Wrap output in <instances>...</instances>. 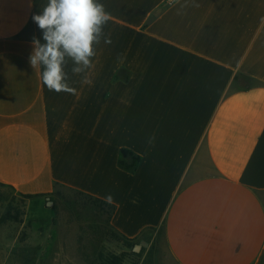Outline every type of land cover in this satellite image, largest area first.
<instances>
[{
    "label": "crops",
    "instance_id": "obj_1",
    "mask_svg": "<svg viewBox=\"0 0 264 264\" xmlns=\"http://www.w3.org/2000/svg\"><path fill=\"white\" fill-rule=\"evenodd\" d=\"M47 2L0 0V185L25 217L57 184L111 195L126 238L162 228L175 264H264V0H97L90 66L62 65L75 94L29 64Z\"/></svg>",
    "mask_w": 264,
    "mask_h": 264
},
{
    "label": "rangeland",
    "instance_id": "obj_2",
    "mask_svg": "<svg viewBox=\"0 0 264 264\" xmlns=\"http://www.w3.org/2000/svg\"><path fill=\"white\" fill-rule=\"evenodd\" d=\"M0 194L7 199L0 203V216L7 212L13 218L0 223V264H103L107 258L113 264H175L162 228L146 230L133 242L116 239L108 216L94 219L69 205L73 195L65 188L49 197L51 215L42 220L25 217L26 200L17 193L0 187Z\"/></svg>",
    "mask_w": 264,
    "mask_h": 264
},
{
    "label": "clouds",
    "instance_id": "obj_3",
    "mask_svg": "<svg viewBox=\"0 0 264 264\" xmlns=\"http://www.w3.org/2000/svg\"><path fill=\"white\" fill-rule=\"evenodd\" d=\"M109 19L104 5L97 0H48L42 11L32 15L33 22L42 30L44 43L35 35L32 37L29 64L33 69L43 66L42 81L50 91L76 93L65 83V55L77 65L90 66V57L95 55L93 45L99 42L98 36ZM105 43L110 44L111 40L106 38ZM73 71L78 73L82 69L76 67ZM105 202L113 203V197L108 195Z\"/></svg>",
    "mask_w": 264,
    "mask_h": 264
},
{
    "label": "trees",
    "instance_id": "obj_4",
    "mask_svg": "<svg viewBox=\"0 0 264 264\" xmlns=\"http://www.w3.org/2000/svg\"><path fill=\"white\" fill-rule=\"evenodd\" d=\"M139 163H140V157L139 156L134 155L132 152H130L128 150H121L120 156L118 159L119 168H121L125 171H128V172H134L137 169ZM0 187L8 188V189L12 190L13 192H15L12 188L6 187L4 185H0ZM57 187L65 188L63 186L55 184L53 193L55 192V189ZM65 189H67V188H65ZM67 190L70 191L73 195L72 199L67 201V203H69V205H71L73 207L77 206L78 208H81L84 211H89L90 215L94 216V219L101 217L103 214H105L108 216V220H107L108 222L107 223H109V225H110L111 217L115 212V207L113 205L108 204V203H106L100 199L89 196L87 194H84L82 192H78V191H75L72 189H67ZM20 196L25 200L31 198V196H22V195H20ZM5 201H7L6 196H3L0 194V203L5 202ZM12 219L13 218L10 216V214H8L6 212L0 216V223H4V222L10 221ZM109 229H110V234L113 237H115L116 239L126 240V241H130V242H133V240H134V239L126 238L123 235L119 234L118 232H116L111 227V225H110ZM106 234H107V232H106ZM102 262H103V264H113V262H111L110 259L108 260V258L103 260Z\"/></svg>",
    "mask_w": 264,
    "mask_h": 264
},
{
    "label": "water",
    "instance_id": "obj_5",
    "mask_svg": "<svg viewBox=\"0 0 264 264\" xmlns=\"http://www.w3.org/2000/svg\"><path fill=\"white\" fill-rule=\"evenodd\" d=\"M133 250L137 252L139 250V246H134Z\"/></svg>",
    "mask_w": 264,
    "mask_h": 264
}]
</instances>
